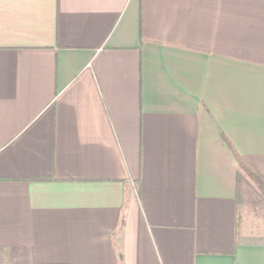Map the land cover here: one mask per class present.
<instances>
[{
    "label": "crops",
    "instance_id": "0c3cea01",
    "mask_svg": "<svg viewBox=\"0 0 264 264\" xmlns=\"http://www.w3.org/2000/svg\"><path fill=\"white\" fill-rule=\"evenodd\" d=\"M264 0H0V264H264Z\"/></svg>",
    "mask_w": 264,
    "mask_h": 264
},
{
    "label": "trees",
    "instance_id": "16d2710c",
    "mask_svg": "<svg viewBox=\"0 0 264 264\" xmlns=\"http://www.w3.org/2000/svg\"><path fill=\"white\" fill-rule=\"evenodd\" d=\"M234 155L239 163L240 173L246 174L253 182V184L264 194V175L249 163L241 154H239L234 148Z\"/></svg>",
    "mask_w": 264,
    "mask_h": 264
},
{
    "label": "rangeland",
    "instance_id": "374dc122",
    "mask_svg": "<svg viewBox=\"0 0 264 264\" xmlns=\"http://www.w3.org/2000/svg\"><path fill=\"white\" fill-rule=\"evenodd\" d=\"M246 177V196L248 199H252L260 202L264 199V194L253 184L252 180L244 174Z\"/></svg>",
    "mask_w": 264,
    "mask_h": 264
}]
</instances>
